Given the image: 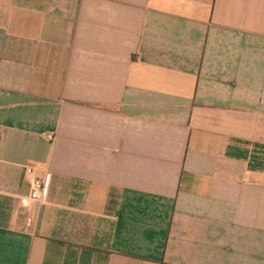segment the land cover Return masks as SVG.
<instances>
[{
	"label": "crops",
	"instance_id": "crops-1",
	"mask_svg": "<svg viewBox=\"0 0 264 264\" xmlns=\"http://www.w3.org/2000/svg\"><path fill=\"white\" fill-rule=\"evenodd\" d=\"M0 264H264V0H0Z\"/></svg>",
	"mask_w": 264,
	"mask_h": 264
},
{
	"label": "built area",
	"instance_id": "built-area-1",
	"mask_svg": "<svg viewBox=\"0 0 264 264\" xmlns=\"http://www.w3.org/2000/svg\"><path fill=\"white\" fill-rule=\"evenodd\" d=\"M29 173L33 172V168L28 169ZM52 174L47 173L44 178H34L30 181L31 184V200L35 202H44L46 201L51 187Z\"/></svg>",
	"mask_w": 264,
	"mask_h": 264
}]
</instances>
